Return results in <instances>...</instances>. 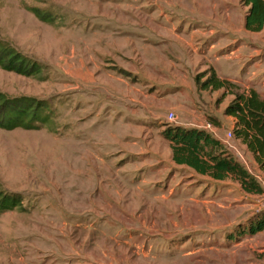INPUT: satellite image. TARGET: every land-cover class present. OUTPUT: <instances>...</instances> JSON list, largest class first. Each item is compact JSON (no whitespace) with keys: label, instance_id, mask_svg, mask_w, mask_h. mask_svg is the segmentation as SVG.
I'll return each instance as SVG.
<instances>
[{"label":"rangeland","instance_id":"374dc122","mask_svg":"<svg viewBox=\"0 0 264 264\" xmlns=\"http://www.w3.org/2000/svg\"><path fill=\"white\" fill-rule=\"evenodd\" d=\"M246 11L240 0H0V41L41 66L0 68V94L33 111L28 129H0V198L15 201L0 210V264H264V231L244 232L264 210L245 146L231 138L236 151L219 156L243 166L250 191L174 164L162 136L186 123L227 130L236 96L264 99V29L246 31ZM209 69L222 89L202 86Z\"/></svg>","mask_w":264,"mask_h":264},{"label":"trees","instance_id":"16d2710c","mask_svg":"<svg viewBox=\"0 0 264 264\" xmlns=\"http://www.w3.org/2000/svg\"><path fill=\"white\" fill-rule=\"evenodd\" d=\"M247 11L244 17V29L258 33L264 29V0H240ZM35 13V12H34ZM36 14V13H35ZM37 17L44 18L43 15ZM0 68L7 72H14L23 76H35L41 66L19 56L6 43L0 41ZM208 78L202 84L211 91L223 88V82L209 69ZM198 83V78H197ZM19 101H27L22 99ZM18 101V103H19ZM0 94V129L14 130L28 129L32 114L28 103L15 104ZM224 115L234 118L232 137L245 146L254 162L264 176V99L251 90L247 95L241 94L224 108ZM162 136L170 144L171 160L176 165H184L199 175L214 180H225L230 177L238 178L242 187L250 191L244 184L243 167L231 157L221 158L223 145L214 140L209 133L196 128H182L168 126ZM219 152V153H214ZM15 201L11 198H0V210L9 211L15 208ZM18 205V204H17ZM264 231V210L258 212L249 221L244 232L255 235Z\"/></svg>","mask_w":264,"mask_h":264},{"label":"crops","instance_id":"0c3cea01","mask_svg":"<svg viewBox=\"0 0 264 264\" xmlns=\"http://www.w3.org/2000/svg\"><path fill=\"white\" fill-rule=\"evenodd\" d=\"M228 120L230 121V123H231V126H230V128L229 129H227V130H225L223 127H222V125H221V123L219 122V124L217 125V126H214V128L215 129H218V128H220L221 130H222V133L221 134H219V133H217V131H215L214 130V128L212 129V130H205V129H203L204 131H206L207 133H209L210 134V136L214 139V140H216V141H218L221 145H223V147L225 148V150L227 151V152H234V151H236V149H235V145L233 144V143H231L230 142V140H231V138H233V137H231V138H228L227 137V133H229V132H232V129H233V127H234V118H232V117H228ZM205 125V124H204ZM204 125H202V127H198V126H196L195 124H191V123H186V125H182L181 127L182 128H196V129H202L203 128V126ZM213 127V126H212ZM234 139V138H233ZM235 140V139H234ZM168 142V141H167ZM240 143V142H239ZM168 144H169V142H168ZM241 144V143H240ZM242 145V144H241ZM243 146V145H242ZM169 148H170V144H169ZM170 152H171V150H170ZM237 155V154H236ZM178 166H184V165H178ZM184 167H186V168H188L189 170H191V171H193L192 169H190L189 167H187V166H184ZM243 167V166H242ZM194 172V171H193ZM194 173H196V172H194ZM197 174V173H196ZM197 175H199V174H197ZM199 176H202V177H207V176H204V175H199ZM209 178V177H208ZM211 179V178H210ZM228 179V178H227ZM212 180H214V179H212ZM226 180V179H225ZM214 181H216V182H222V181H224V180H214Z\"/></svg>","mask_w":264,"mask_h":264},{"label":"built area","instance_id":"2783aa9c","mask_svg":"<svg viewBox=\"0 0 264 264\" xmlns=\"http://www.w3.org/2000/svg\"><path fill=\"white\" fill-rule=\"evenodd\" d=\"M168 118H169V121L175 120V116H173L172 114H169ZM203 129H205V130H212L213 127H212V125L210 123H206L203 126ZM227 137L228 138H231L232 137V133L231 132L227 133ZM238 158H241L243 160L244 164L247 166V163L245 162V160L243 159V157L241 155L238 154Z\"/></svg>","mask_w":264,"mask_h":264}]
</instances>
